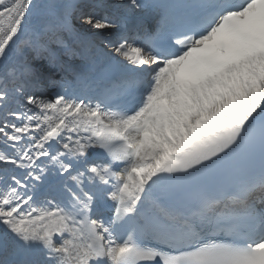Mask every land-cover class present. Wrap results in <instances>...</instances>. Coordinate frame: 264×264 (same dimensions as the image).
Here are the masks:
<instances>
[{"label":"snow or ice","instance_id":"6c2138e0","mask_svg":"<svg viewBox=\"0 0 264 264\" xmlns=\"http://www.w3.org/2000/svg\"><path fill=\"white\" fill-rule=\"evenodd\" d=\"M0 264H264V0H0Z\"/></svg>","mask_w":264,"mask_h":264}]
</instances>
